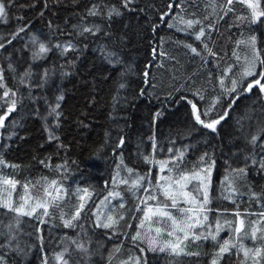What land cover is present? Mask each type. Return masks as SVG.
<instances>
[{"label":"trees","instance_id":"1","mask_svg":"<svg viewBox=\"0 0 264 264\" xmlns=\"http://www.w3.org/2000/svg\"><path fill=\"white\" fill-rule=\"evenodd\" d=\"M3 2L7 22L0 21L5 85L0 88V115L12 100L16 107L0 129V183L11 180L15 185L11 191L5 186L6 201L13 196L15 203L25 204L26 192L35 202L50 203L43 222L36 218L43 209L25 216L0 206L2 264H43L45 257L48 264H63L53 257L65 247L64 258L72 257L69 264H137L138 257L139 264H213L214 260L264 264V169L259 166L264 135L255 145L250 143L264 130V93L258 87L251 92L240 87L256 79L241 75L254 56L250 37L256 38L255 48L264 58V16L253 19L252 9L234 0V11L227 15L220 7L225 0H171L172 16L163 20L161 13L169 11L170 0H135L129 8L122 0ZM259 3L257 11H264V0ZM93 5L105 14V6L116 7L122 15L111 20L89 16ZM181 17L202 21L205 36L197 40L192 34L200 25L187 31L167 26ZM84 24L100 25L101 31L80 35ZM21 26L25 31L8 43ZM201 41L217 55H207ZM40 43L50 51L34 57ZM69 43L74 47L64 51ZM108 52L114 54L110 59ZM232 80L237 88L228 92ZM6 89L11 90L7 97ZM189 101L201 111L211 108L210 118L227 113L215 132L196 123ZM52 134L56 138L49 139ZM162 163L168 168L162 171L168 176L163 184L158 179ZM128 169L144 176L136 195L120 183L119 175ZM195 173L203 182L192 178L189 186H205L209 200L205 212L216 217L221 231L215 240L211 236L196 240L190 234L180 243L185 252L196 255L177 256L167 247L161 252L159 248L172 238L143 231L147 224L140 227L139 206L146 195L157 198L142 203L145 206L171 205L161 186L174 187L181 174ZM53 180L56 187L62 185V196L55 203L45 194L47 189L55 195ZM117 192L123 195L125 208L115 211V230L99 227L96 213L109 193ZM80 204L83 209L72 219ZM185 206L178 201L176 208ZM66 220L71 226H65ZM240 220L244 226L236 233ZM137 232L141 237L134 241L131 237ZM224 241L229 250L218 256ZM258 249L260 254L255 255Z\"/></svg>","mask_w":264,"mask_h":264},{"label":"snow or ice","instance_id":"2","mask_svg":"<svg viewBox=\"0 0 264 264\" xmlns=\"http://www.w3.org/2000/svg\"><path fill=\"white\" fill-rule=\"evenodd\" d=\"M135 2V0H122V5L124 8H129V5L133 4ZM238 2L242 3V4H246V6L249 9H252V17L253 19H258L260 16H264V11H257L258 9V5H259V0H256L255 3L252 2V0H238ZM233 4V0H225V2L220 6L221 10L224 12L225 15H227L228 12L230 11H234V9L231 7V5ZM106 7V14L105 13H101L99 11V8L97 5H93V7L88 11L87 15L89 16H102L108 20H111V18L113 16H120L122 15L121 11L116 8V7ZM169 11L163 12L161 13V20L164 19L165 16H172L171 13V8H172V3L171 0L169 2V4L167 5ZM222 18V17H221ZM245 17H238V19H244ZM207 19V17H206ZM0 21L3 22H7V11H6V6L5 3L3 2V0H0ZM179 24H183L185 27L184 28H180L178 27ZM194 25H200L199 29L197 32L192 33L193 35H195V38L197 40H200L201 37L205 36V27L202 24V21L196 19H188L185 20L183 19V17H181L179 19V21H176L174 23H169L167 26L169 28H173L175 27L177 29V31H187V29H191L193 28ZM208 28H212L213 25L209 24L207 26ZM25 28L23 26H21L18 31L13 34L9 40L8 43H11L13 39L16 38V36L19 35L20 32H24ZM101 31V27L100 25L97 24H92V25H87L84 24L81 26L80 28V35H83L84 33H91L92 35H96L98 32ZM255 37L252 36L249 38V42L252 46V50L254 53L253 56V60L252 62H249L246 64V66L244 67V70L242 72V77H247V76H255L256 79L254 81H249L247 86H245L243 83L240 84V87L243 89V91L245 92H251L253 87H258L259 91L261 93H264V83H261V81H264V58H261L255 48ZM33 43H35L36 41V37L32 38ZM201 43L203 44V48L204 51H206L207 55L209 56H215L217 55L216 53H214L212 51L211 48L208 47V44L205 41H201ZM4 45L3 43H0V48H2ZM57 47H60V45H57ZM74 47V45H71L70 43L64 46V51H68L71 50ZM185 47H188L190 49V51L196 55H201L200 52L197 51V48L192 47V45L190 44H185ZM50 51V49L44 44V43H40L38 46V52H34L33 55L34 57H40L42 56V54L46 53ZM103 51V50H102ZM155 51V50H154ZM114 54L111 52L106 53V58H111ZM160 55H166L164 52H160ZM203 59V56H202ZM111 62V60H110ZM257 66L260 67V71L257 72ZM226 71H231V68L226 69ZM25 75H28L27 73H25ZM46 75V74H45ZM145 75H147V73H145ZM3 81V74L2 71H0V88H4L5 85L2 83ZM220 85L223 87L224 86V79L223 77L220 79L219 81ZM121 87H123V85H121ZM237 88V81L236 80H232L231 81V87L227 88L226 91L228 92H235ZM11 90L10 89H6L3 92V96L7 97L9 92ZM198 94V93H197ZM12 95L14 96L15 93L13 92ZM240 93L237 94L236 97L233 98V102L235 99L239 98ZM62 99V97L60 98ZM201 99H203V96H201ZM189 103L191 104L192 107V114L194 116V119L196 121V123L202 125L204 128L210 129L213 132L216 131V126L220 123V121L224 118V116L227 114L225 112L224 115H217L215 118H210L211 115V108L209 109H205L203 111H201L200 109L197 108V105L195 103H192L191 101H189ZM16 107V101L12 100L10 102V106L7 108V112L5 114L0 115V127L4 126V120L7 118V114L11 113L12 111L15 110ZM59 107V104L56 105V108ZM214 107V105H213ZM56 108H53L52 111L55 112ZM59 114L57 113V116ZM157 115H159V113H157ZM203 117V118H202ZM261 135H264V130H262L261 132H258L257 134L253 135L250 143L255 145L257 143V140L260 138ZM56 138L54 136V134L50 135L49 139H53ZM262 143H264V141H262ZM183 154L181 153V156ZM149 162L151 163L152 161L149 160ZM214 163V162H213ZM253 163L255 164L256 161H253ZM259 166L264 169V159H262L259 162ZM211 166H209L210 168ZM161 170H163V163L161 164ZM129 172L132 171V169H128ZM169 171H171V169H169ZM203 171V170H202ZM239 171L241 173H243L245 170L244 169H239ZM195 178V179H201V181L203 182L202 178L200 177L199 173H195L192 177H189L188 175H184L181 174L179 176V178L175 181L176 185H178V189L176 191H170V185L167 187L161 186L163 187V195L171 200V205L168 204H164V205H160L157 206L155 211L153 209V207L149 206L147 207V211L145 212L144 216L145 219H148L149 215H157L160 217H167V219L171 222L170 225H168L167 227L169 228L168 231V235L172 236L174 232H181L183 233V237H178V241L177 243H173L171 241L167 242L166 245L164 247H160L159 251L164 252L165 248L167 247L168 249H170V251L172 253H174L175 255L179 256V255H196V253H191V252H185L184 248L180 247V243L183 240H187L189 238V234H191L193 236L194 239L198 240L200 239L202 236L207 239L208 236H211V238L213 240L216 239L215 235H213L211 232L208 233V236H204L203 233H196L194 231L195 228H197L198 226L202 227V221L199 217H194V216H181L179 219L175 216L172 215V213L166 209L171 208H176L178 200L177 197L178 196H182L185 198V202L189 203L190 205L192 203H197L199 205V208L202 210L203 209V205L208 203L207 200V196L205 195L203 198V201H197V198L193 195V192H199L200 191V186L197 185L195 186L191 191H185L184 189L187 187V181ZM144 177H138L136 181L133 182L132 187L135 188L138 184L140 180H143ZM4 183L6 184H12L13 187L15 186L13 181L11 180H5ZM120 183H124L127 184L128 181L127 180H121ZM57 182L55 180L51 181L50 183V187H54L55 188V195H53V193L48 192L47 189H45V194L47 196H51L52 203H55V201L60 198L62 196V185L59 187H56ZM25 188H27V185H25ZM85 192V194H87V189L83 190ZM147 191V189H146ZM109 195H116L119 196L120 194L117 193H109ZM156 196L155 195H146L144 201H142V203H147L148 200H156ZM22 199H24L22 197ZM81 200L84 199L83 196L80 197ZM107 199V197H106ZM49 201H44V202H40L39 200H37V202L35 203V205L31 206L30 209L26 210V206L25 204H20L19 207H15V208H11V211L16 212L17 214L20 215H25V216H32L33 214L36 213V210L38 208H42L43 212H41L36 218L37 219H41L43 216H47L48 215V206H49ZM84 205L80 204L78 209L76 210L75 214L73 215L72 219H75L76 216H79V212L81 209H83ZM120 207H123V204L121 203ZM179 212L183 213L185 211L187 212H192L193 208L189 207L188 209H179ZM123 215H121L119 217V219H123ZM208 217L205 215L203 216V221H207ZM41 222H43V220L41 219ZM157 223H160V221H157ZM118 224L117 220H114L112 216L107 217V221L105 223H103L101 226L105 227V228H113L115 230V225ZM65 226H71V220H66L65 221ZM143 222H141L140 227L143 228ZM244 226V221L240 220L239 222V227L235 228V232L239 233L242 228ZM219 228V225H217V229ZM156 233L159 234L161 232V228L157 227L155 229ZM253 237H255V232L253 231L252 233ZM141 237V233L137 232L134 236L131 237L132 240H137ZM39 239H43V237H38ZM72 243H76L75 241H73ZM154 243V241H150V245ZM235 247V245H233ZM78 248H83V245L77 244ZM153 251H155V248H152ZM229 250V244L228 241H224L222 242L221 246L219 247V253L217 254L219 256L220 253H224L226 251ZM117 251H119V249H117ZM141 251H143V249H141ZM68 253V248L65 247L63 251L57 253L54 257L53 260L54 261H62L63 264H69V260L72 259L71 255L68 256V259H65V254ZM260 254V250L258 249L255 253V255H259ZM244 255L247 257L248 256V251L245 250L244 251ZM141 258H137V264H139V260ZM0 264H2V257H0ZM43 264H48V258L45 257L43 260ZM73 264H75V262H73ZM124 264H128V262H124ZM213 264H216V261H213Z\"/></svg>","mask_w":264,"mask_h":264},{"label":"rangeland","instance_id":"3","mask_svg":"<svg viewBox=\"0 0 264 264\" xmlns=\"http://www.w3.org/2000/svg\"><path fill=\"white\" fill-rule=\"evenodd\" d=\"M234 1L238 2V0H234ZM252 2L255 3L256 0H252ZM259 5H260V3H259ZM259 5H258V8H259ZM3 127H0V129H2ZM120 160H122V159H120ZM159 170L160 171H159V174H158V179L163 184L164 181L168 180V176L167 175H163L162 171L168 170V168L167 167H163V170H161V167H160ZM119 177L122 180H127L128 181L126 186L129 188V191L133 195H136L138 193L139 189L142 187V182L144 180V179L140 180L139 184L135 188H133L132 187L133 182L136 181L138 177H144L142 174H140V173L133 174V171H131V172L127 171L125 174L121 173L119 175ZM201 178H203V177H201ZM196 181L202 183L201 179H196ZM186 183H187V187L184 189L185 191H191L195 187V185H193L192 187L189 186V180ZM6 185L8 187H10L9 191H11V189L13 188V186L11 184H6V183L2 184V183H0V206L1 207H3V206L11 207V208L19 207V204L14 202L15 200L13 199V196H11L6 201V198H5L6 197V191L5 190H7L5 188ZM169 185H166L164 187H167ZM170 186H171L170 187V191H176L178 189V187H179L178 185H174V187L172 185H170ZM149 188H151V185H148L146 187V189H149ZM205 189H206L205 186H200V191L199 192H193V195L197 198V201H200V202L203 201L204 196L207 195V192H206ZM24 193H25V206H26V209L28 210V209H30L31 206L35 205L36 202L32 199V195L31 194H26V192H24ZM177 200L179 202H183V203L186 204V206H185L186 208H183V209H188L189 207H191V208H193V211L192 212L185 211V212L181 213V212L178 211L181 208H175L176 211H170L173 216L177 217L178 219L181 216H184V217H187V216L199 217L201 219V221H202L203 226L202 227H200V226L197 227V229L198 228L200 229L198 233H203L204 236H208L209 232H211L213 235H215V234H218L221 231V226H220L218 220L216 219V217L212 218L210 213H206L205 212L206 211V205L208 203L204 204L203 205V209L201 210L197 203L194 202V203H192L190 205L189 203L185 202V198L182 197V196H178ZM9 201H10V203L8 204ZM115 201L117 202L116 204H115ZM208 202H209V200H208ZM121 203L123 204V207H120ZM124 205H125V199H124L123 195H121V194L119 196L110 195V197L108 199L103 201L101 209L96 213V223H97V225L99 227H101V225L107 221V217H109V216H112L114 220L118 221V218L116 216L115 211L116 210H118L119 212L123 211L124 208H125ZM157 206H159V205H153L151 207H153V209L155 211ZM139 207L143 208L142 213H141L142 221H143L144 224H147L143 231H155V229L157 227H160L161 228V232L159 234H157V233L156 234L158 236H162L163 234L168 235L169 228L167 226L170 225L171 222L167 219V217H160V216H157V215H151L150 214L148 219H145L144 214L147 211V207H149V206H145L141 202ZM38 209H42V208H38ZM166 210H168V209H166ZM205 215L208 217L207 221H203V216H205ZM157 221H160V223H157ZM217 225H219L218 229H217ZM170 237L173 240L171 239V240L166 241L165 245L169 241H171L173 243L179 242L178 241V237L182 238L183 237V233L174 232L173 235L170 236ZM180 247L182 248V245Z\"/></svg>","mask_w":264,"mask_h":264}]
</instances>
